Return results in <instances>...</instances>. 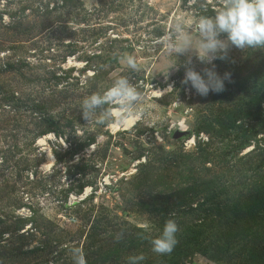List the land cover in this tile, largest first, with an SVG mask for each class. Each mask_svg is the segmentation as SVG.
I'll use <instances>...</instances> for the list:
<instances>
[{
    "label": "rangeland",
    "instance_id": "1",
    "mask_svg": "<svg viewBox=\"0 0 264 264\" xmlns=\"http://www.w3.org/2000/svg\"><path fill=\"white\" fill-rule=\"evenodd\" d=\"M47 3H50L48 7ZM197 6L189 7L188 0H71L64 5L62 0L55 3L0 0V183L4 178L7 183V188L0 191V230L14 222L9 221L11 217H31L33 212L28 204L35 206L34 217L44 226L38 229L33 221L24 225L14 234V249L5 247L4 254L0 255V264H39L41 260H49L51 264L55 256L58 259L53 264H64L66 258L72 263L74 247L96 260L97 247L86 251L93 241L86 234L90 225L108 212L118 214L110 224L127 220L148 231L152 227L154 230L155 225L145 209L147 203L139 201L145 196L123 183V179L138 170L149 151L162 155L163 151L170 150L178 154L183 148L195 147L198 116L219 115V110L231 101V90L240 96L239 93H247L260 83L258 75L253 77L254 70L244 69L255 62L256 56L250 54V49L235 47L229 50L227 59L213 61L219 75L231 73V81H225L224 91H210L207 96H201L194 89L190 92V85L181 83L184 62L189 56L201 73L204 67L212 65L199 62L195 54L189 53L179 57V71L170 69L178 58L168 54L155 40L170 31L177 18H182L186 26L194 24L202 14ZM207 14H212L211 6ZM191 35L198 40L196 31ZM225 36L222 34V38ZM125 53L136 57L140 71H133L121 62ZM239 68H243L241 76ZM119 77H127L139 86L145 97L139 106L144 109L143 117L130 119L132 122L127 125H86L80 109L83 98L93 92L102 93ZM11 93L18 101L28 99L29 104L38 100L47 102L49 114L59 119L65 133L36 136L41 112L31 114L23 106L14 107L5 99ZM209 136L207 132L200 133L205 140ZM211 136L214 144L223 150H232L234 144L243 140L239 127L226 139L221 135ZM93 137L95 141L89 143ZM263 138L262 133L253 138L240 155L253 149L257 139L264 142ZM85 141L89 144L83 146ZM140 151L142 155H138ZM231 152L228 158L232 157ZM4 155L8 156L6 163L1 161ZM26 167L29 169L16 170ZM33 171L38 172L43 183L30 182ZM82 184L84 191L76 193ZM71 186L75 190L65 196ZM92 193L94 201L81 204L78 210L82 211L77 213L73 203L80 204ZM18 197L27 205L15 207L14 198ZM127 227L125 224L109 227L100 235L109 242L99 243L106 245L104 249H111L114 237L121 234L122 239L129 233ZM46 239L53 241L48 251L23 253L22 243L23 249H31ZM52 248L55 250L49 253ZM225 253L230 264H246L244 251L233 249ZM140 254L145 257L144 263L152 260L153 264H163L171 258L151 248L134 249L126 257L118 258L120 264H128L130 256ZM105 256L106 252H102L100 258L111 264ZM177 258L181 257L177 254ZM185 264L221 263L195 251Z\"/></svg>",
    "mask_w": 264,
    "mask_h": 264
},
{
    "label": "trees",
    "instance_id": "2",
    "mask_svg": "<svg viewBox=\"0 0 264 264\" xmlns=\"http://www.w3.org/2000/svg\"><path fill=\"white\" fill-rule=\"evenodd\" d=\"M51 1L56 2V0ZM69 1L71 0H62V4H67ZM50 3H47V7ZM28 5L30 6V4ZM28 5L23 8V11ZM251 53L256 56L255 62L250 66H245L244 69L248 72L254 70L253 77L259 76L260 83L257 87L247 93H239L240 96L231 90L230 95H233L230 97L231 101L226 107L219 110L221 111L219 115L205 116L202 113L201 116H198L194 148L188 150L183 148L178 154L170 150L163 151L162 155L149 151L147 159L139 165L138 170L123 179V183L130 184L133 190L145 196L139 201L141 204L147 203L145 209L149 211V219L153 226L155 225L154 230L152 227V230L148 231V229L131 224L126 220L119 224L128 226L129 235L126 234L122 239L114 237L110 243L113 245L111 249H104L106 245L99 242L108 243L109 240L106 237L101 238L100 235L102 232H107L109 227L119 226L116 222V224H110L112 220L118 218V214L113 212L111 215L108 212L109 209L105 208L108 212L107 215L93 222L90 225L89 231L91 232L87 231L86 234V237H91L93 241L88 244L87 248V244L83 245V248L85 247L87 251L92 246L97 247L95 255L98 256L96 260H91L87 254L85 256L87 264H106L107 260L100 258L102 252H106L107 256L105 257L111 264H120L121 260L118 257H126L129 251L148 248L152 250L150 240L161 234L165 222L169 218L174 219L179 226V231L176 234L179 243L169 254L171 258L164 261L163 264H185L186 259L195 251L202 252L221 264H230L224 255H226V251L233 249L244 251L246 264H264V142L257 139L253 149L240 155V151L250 144L253 138L258 137L260 133L264 137V49H250ZM242 70L243 68L237 70L240 76ZM217 98L218 96L215 100H218ZM5 99L14 107L23 106L25 110L30 109L28 111L31 114L41 112V115L38 114L40 116L37 128L40 129L36 136L48 132H53L55 135L65 133L59 119H54L49 114L47 102L45 103L44 100L41 102L40 100L32 101L29 104L28 99L18 101L14 93L5 96ZM13 100H16L17 103H13ZM248 126H250L249 129H247ZM238 127L242 129L243 140L237 145L234 144L235 148L223 150L214 144L215 140L211 135H221L226 139L231 136V131ZM202 132L210 134L208 139L200 137ZM90 141H95V138H91L88 142L90 143ZM88 142L85 141L83 146L89 144ZM78 145L80 144L76 146ZM230 152L232 157L228 158ZM142 154L143 151L138 153V155ZM1 158L2 162L9 161L6 155ZM26 169L29 168L16 170L24 171ZM32 176L33 179L30 182L43 183L42 180H39L41 176L38 172L33 171ZM84 187L85 185L82 184L78 190H75L71 186L67 189L65 196L69 191L74 190L77 191L76 193H82ZM6 188L7 183L4 178L0 183V191H4ZM93 194L82 199L80 204L79 202L73 203L77 213L82 211L78 210L81 204H85L89 200L94 201ZM14 200L15 207L27 205L23 204L19 197ZM28 207L33 212L31 217H19L20 215L11 217L9 221L14 222L0 230V255L4 254L5 247L14 249L12 247L14 243L12 241L16 240L14 234L22 230L29 221H33L38 229L44 227L43 222L34 217V215L36 216L35 206L28 204ZM75 217L79 219L77 215ZM119 235L121 236V234ZM5 240H7V244H5ZM52 243L51 239H46L41 241L39 246L31 249H23L25 247L23 243L21 247L26 255L29 253L42 254L53 246ZM179 245H183L184 248H180ZM53 250L55 249L52 248L49 253H52ZM177 254L181 258H177ZM228 257L230 259V256ZM52 259L51 264L58 257L55 256ZM148 261L149 263H144L142 260L139 264H151L152 260ZM48 262L49 260L44 262L41 260L39 264H48ZM64 264H74V262L68 263L66 258Z\"/></svg>",
    "mask_w": 264,
    "mask_h": 264
},
{
    "label": "clouds",
    "instance_id": "3",
    "mask_svg": "<svg viewBox=\"0 0 264 264\" xmlns=\"http://www.w3.org/2000/svg\"><path fill=\"white\" fill-rule=\"evenodd\" d=\"M197 5L202 14L194 24L186 26L182 18H177L171 30L158 37L155 43L178 58L170 69L179 71V57L189 53L195 54L199 62L212 65L204 67L202 74L195 69L191 56L184 62L185 75L181 83L190 85V92L194 89L197 94L207 96L210 91H224L225 81H231V73L219 75L213 61L227 59L232 47L240 50L264 49V0H188L189 7ZM210 6L212 14H206ZM193 30L197 32L198 40L191 35ZM222 34L226 36L222 38ZM121 62L133 71H140L141 65L133 54L125 53ZM144 99L138 85L131 83L127 77H119L102 93L93 92L85 96L80 109L86 125H127L130 119L140 120L143 117L144 109L139 106ZM178 231L177 222L169 218L161 234L150 240L152 251L161 255L170 254L178 243ZM71 254L74 264H87L81 248H72ZM144 259L143 254L130 256L128 264H139Z\"/></svg>",
    "mask_w": 264,
    "mask_h": 264
},
{
    "label": "bare ground",
    "instance_id": "4",
    "mask_svg": "<svg viewBox=\"0 0 264 264\" xmlns=\"http://www.w3.org/2000/svg\"><path fill=\"white\" fill-rule=\"evenodd\" d=\"M131 122H132V120H130L128 124H130Z\"/></svg>",
    "mask_w": 264,
    "mask_h": 264
}]
</instances>
